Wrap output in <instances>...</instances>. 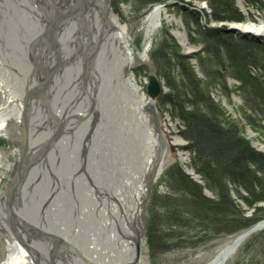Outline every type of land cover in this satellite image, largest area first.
<instances>
[{
  "label": "bare ground",
  "instance_id": "bare-ground-1",
  "mask_svg": "<svg viewBox=\"0 0 264 264\" xmlns=\"http://www.w3.org/2000/svg\"><path fill=\"white\" fill-rule=\"evenodd\" d=\"M110 3L0 0V140L18 156L0 193V264H134L138 239L145 243L160 143L145 111L151 99L128 74L149 57L131 50L112 10L106 15ZM161 16L157 7L149 30ZM231 29L264 44V20ZM144 133L149 141L136 144ZM124 139L132 164L119 188L107 159ZM241 244L209 264H226Z\"/></svg>",
  "mask_w": 264,
  "mask_h": 264
},
{
  "label": "trees",
  "instance_id": "trees-1",
  "mask_svg": "<svg viewBox=\"0 0 264 264\" xmlns=\"http://www.w3.org/2000/svg\"><path fill=\"white\" fill-rule=\"evenodd\" d=\"M166 0H114L115 7L128 4L134 11ZM205 1L216 20H241L235 0ZM192 45L201 49L187 54L169 29H164L150 50L152 62L164 86L159 104L183 127L188 140L184 149L190 161L170 166L163 182L169 190L153 202L162 213L153 220L152 237L157 246L174 238L177 245L202 240L207 235H234L264 219V154L247 138V128L264 133V68L251 42L207 31L195 13L183 16ZM197 61V65L193 60ZM258 63V64H257ZM257 70L255 75H252ZM143 74H146L144 71ZM240 81L231 86L228 79ZM228 103L240 94V116L228 113L215 99V89ZM190 168L199 180L187 173ZM253 211L249 215L247 207ZM234 264H264V231L249 238Z\"/></svg>",
  "mask_w": 264,
  "mask_h": 264
},
{
  "label": "rangeland",
  "instance_id": "rangeland-1",
  "mask_svg": "<svg viewBox=\"0 0 264 264\" xmlns=\"http://www.w3.org/2000/svg\"><path fill=\"white\" fill-rule=\"evenodd\" d=\"M235 2L239 8L240 15H242V19L233 22H224L216 20V16H214L212 9L205 1L166 0L165 3L159 2L158 4L149 6L148 9L144 11L136 12L131 9L127 3L120 4L119 8H117L115 7L114 0H111L112 15L115 19L119 20L121 27L127 32V42H129L131 50L135 52L138 59L143 56L145 50L148 52L149 61H139L137 65L135 64L132 66V69L128 74L135 80L140 89V94L145 97L147 96L149 77L151 74L158 75L156 66L151 59L150 50L158 41H160L164 29H169L171 31L172 35L187 54H194V52L200 51L201 48L194 44L192 45L190 41L189 28L187 27L185 18L183 17L186 12L192 13L193 11V13L199 17L201 21V27L207 31L213 30L215 32L216 30H219L220 33H223L225 36H232L236 43L238 39H241L247 43L251 42L256 45L259 50H257L253 56L255 59H257V61H259V66L264 68V44L261 41L255 40L252 36H245L231 31L232 24H244L250 20L255 22L264 20V0H235ZM157 7L162 8V19L159 27L151 31L149 30L148 18L149 15L155 9H157ZM193 63L197 65V61L195 59L193 60ZM144 71L146 74H143ZM255 73H257V70H254L252 75H255ZM228 81L231 86L237 87L240 85V81H236L232 78H229ZM214 93L215 99L217 101H222L226 105L228 113H231L236 117L240 116L239 108L243 104L240 94L235 92L233 94L232 102L228 103L226 98L221 96V92L219 91L218 87L215 89ZM147 97L150 98L149 96ZM162 117L163 128L167 133L166 139L168 140L169 152L165 159L166 161L163 166V173L153 186L151 193L152 195L148 203L149 217L146 225V239L144 245L142 246V264H209L212 260H214L219 251L223 250L224 247L235 241L236 238H240L245 233V231L256 227V225L260 223H264V219L260 220L254 227L245 229V231L236 233L234 235H207L202 237V240L197 239L194 242L191 241L188 242V244L183 245H177V239L174 240V238H172L165 242V245L157 246L156 240H154L152 237V224L154 218H157V216L162 213V209H156V205H154L153 202L156 195L169 193L166 184L162 181L163 176L165 175L166 170L177 161L183 165H187L190 161V152L189 150L184 149V147L188 144V140L183 138L180 133L183 129L181 123L174 120L173 117L170 116V114L166 111H163ZM165 118H167V122L165 123L166 125H164ZM246 135L251 142V146L254 147L257 152L264 154V133L262 134L256 132L253 129L247 128ZM110 150L112 152L111 148ZM0 152L3 155V161L0 163V181L2 182L0 185L1 193L3 185L7 184L10 180L14 169L13 166L16 163L18 156H16L15 146L10 145L3 139L0 140ZM112 155L113 153L111 154V157ZM87 157L85 156L83 159L84 164ZM86 167L87 164H85L84 169H86ZM106 170L109 169L107 168ZM185 171L191 174L194 179L199 180V177L190 168L186 169ZM260 206L264 207V203H261ZM246 207L249 215L252 214L253 211L251 208L248 206ZM257 233L258 232H256V234ZM249 238H247L246 241ZM246 241L241 244L239 249L235 252L233 257L227 261L226 264H234L236 262L238 257L237 255ZM1 251L2 248L0 244V253Z\"/></svg>",
  "mask_w": 264,
  "mask_h": 264
},
{
  "label": "water",
  "instance_id": "water-1",
  "mask_svg": "<svg viewBox=\"0 0 264 264\" xmlns=\"http://www.w3.org/2000/svg\"><path fill=\"white\" fill-rule=\"evenodd\" d=\"M110 11H111V3H110L109 8H108V13L106 14L107 16H109L108 14H109ZM107 19H109V18L107 17ZM231 31H234L235 33H238V31L236 32V30H234V29H231ZM148 85L149 86H148V89H147V96L150 97L152 103L148 104L146 106V110L145 111L148 112L149 114H151L154 117V123H155V127L157 128V133H158L157 137H158L159 143H160V146L158 148L159 157H157V159L155 160L156 162H155V166H154L156 171L158 170L159 173L155 174V175L152 173L150 175V177H149V183L151 184L150 187L152 188V185L154 183H156V181L161 177V175L163 173L162 172L163 171L162 166L164 165L163 156H165V151L167 152V150L169 149V147H168L169 145H168V140L166 139L167 135L164 132V130L162 128V125H161V122H162V119H163V117H162L163 116V109L158 104V101H159L160 97L162 96L161 94L163 93L164 86L161 83L160 78L158 77L157 74H151V76L149 77V84ZM124 140H121V141L120 140H115L116 142L112 145V153H113V155H112V157L110 156L107 159V163H109L111 165L109 168L110 169L114 168V171H116V174L119 173L118 175H115V178H116V180L118 181V184H119L118 185L119 188L122 187V183H119V182H122L123 179L127 180V178L129 177L128 175H130V173H129V169L128 168L131 167V164H132V162H131V158H132V151L131 150L133 149V148H131L132 141L128 142V140L127 141L126 140L124 141ZM134 140H135V143L139 144V145H141V144L143 145L144 143L149 141L147 139V135L145 133L143 135H141L139 139L136 137V138H134ZM113 162H115V163H113ZM125 164H128V166L125 165ZM124 165L126 167H124ZM132 172L135 173V169ZM112 173H114V172H112ZM14 182H15V180L13 181V183H12L13 185L12 186H14V184H15ZM95 186H96V190H98V192H99L100 187L98 189V185H95ZM11 187H9V188H11ZM14 188L12 187V189L10 191H8L9 195H11L10 194L11 192L13 193ZM101 195H102V191H101ZM97 196L99 197V199L101 198L99 195H97ZM0 198H1V196H0ZM8 220H10V216H8V218H6L7 223L10 225ZM261 224H263V223H260V224L256 225V227L245 231V233L240 237L241 242L243 243L244 241H246L247 238L255 235L256 232L264 230V226H261ZM10 228H11V230H13L12 229V228H14L13 225H10ZM38 232L41 235H44V233H42V231L39 230ZM142 241H143V238H139L138 241H137V245H136V249H137L136 260L137 261L134 264H138L139 263L138 261L141 258V255H142V249H141ZM0 244H1V242H0ZM1 248H2V251H1L0 255L4 251V248H3L2 244H1ZM78 254L80 256L84 255L81 252H79Z\"/></svg>",
  "mask_w": 264,
  "mask_h": 264
},
{
  "label": "built area",
  "instance_id": "built-area-1",
  "mask_svg": "<svg viewBox=\"0 0 264 264\" xmlns=\"http://www.w3.org/2000/svg\"><path fill=\"white\" fill-rule=\"evenodd\" d=\"M167 115V114H166ZM167 122V118H165V122H164V125H166L165 123ZM178 123V122H177ZM180 124V123H179Z\"/></svg>",
  "mask_w": 264,
  "mask_h": 264
}]
</instances>
